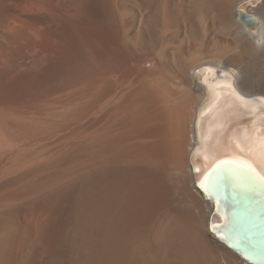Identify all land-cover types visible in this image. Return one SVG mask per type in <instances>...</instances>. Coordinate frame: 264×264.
Instances as JSON below:
<instances>
[{
	"label": "bare ground",
	"instance_id": "6f19581e",
	"mask_svg": "<svg viewBox=\"0 0 264 264\" xmlns=\"http://www.w3.org/2000/svg\"><path fill=\"white\" fill-rule=\"evenodd\" d=\"M263 57L264 0H0V264H255L200 185L264 177Z\"/></svg>",
	"mask_w": 264,
	"mask_h": 264
},
{
	"label": "water",
	"instance_id": "95a60500",
	"mask_svg": "<svg viewBox=\"0 0 264 264\" xmlns=\"http://www.w3.org/2000/svg\"><path fill=\"white\" fill-rule=\"evenodd\" d=\"M248 16L242 17L243 23L254 25L257 18ZM212 171V187L200 188L215 204L225 203L228 220L223 225L215 222L211 230L249 262L264 264V182L253 172L238 168V174L249 183L242 188L231 181L223 167Z\"/></svg>",
	"mask_w": 264,
	"mask_h": 264
},
{
	"label": "snow or ice",
	"instance_id": "6c2138e0",
	"mask_svg": "<svg viewBox=\"0 0 264 264\" xmlns=\"http://www.w3.org/2000/svg\"><path fill=\"white\" fill-rule=\"evenodd\" d=\"M221 163H224V162L222 161ZM233 163H235V162H233ZM240 167H241L242 169H247L248 171H251V172H253V173L255 172V170L252 169L250 165H246V164H244V165H240ZM257 178H258L259 180H261L262 182H264V177H259L258 174H257ZM205 181H209V177H205ZM200 186H201V188H207V184H206V183H201Z\"/></svg>",
	"mask_w": 264,
	"mask_h": 264
},
{
	"label": "rangeland",
	"instance_id": "374dc122",
	"mask_svg": "<svg viewBox=\"0 0 264 264\" xmlns=\"http://www.w3.org/2000/svg\"><path fill=\"white\" fill-rule=\"evenodd\" d=\"M262 60L264 61V57H263V59H262ZM263 66H264V63H263ZM252 76H253V74H252ZM252 76H251V77H252ZM254 83L256 84L257 82H254ZM259 83H260V82H259ZM261 83H262V82H261ZM261 83H260V84H258V83H257V85H258V86H260V85H261Z\"/></svg>",
	"mask_w": 264,
	"mask_h": 264
}]
</instances>
